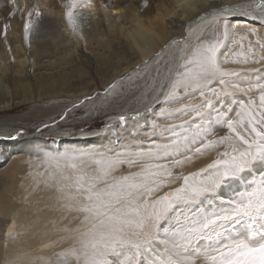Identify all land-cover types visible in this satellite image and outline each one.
Returning a JSON list of instances; mask_svg holds the SVG:
<instances>
[{
  "label": "snow or ice",
  "instance_id": "6c2138e0",
  "mask_svg": "<svg viewBox=\"0 0 264 264\" xmlns=\"http://www.w3.org/2000/svg\"><path fill=\"white\" fill-rule=\"evenodd\" d=\"M9 2L20 9L17 0ZM63 7L67 25L76 33L86 20L83 10L94 4L64 0ZM257 11L260 16L254 14ZM235 14L264 22V0L220 9L210 21L215 29L211 38L201 29L190 43V29L175 42L183 47L176 48L165 73L157 69L161 78L153 87L155 99L167 105L158 115L179 121L163 128L152 122V132L165 142L154 139L145 148L142 141H134L135 151L133 144H124L119 151L43 153L51 169L43 182L59 194L61 208L75 211L79 220L77 227L60 230L69 233L74 244L56 254L58 264H264V82L237 83L232 77L238 73L223 64L238 61L219 59L230 35L229 17ZM26 15L27 39L44 14L32 5ZM251 34L256 35L255 30ZM256 44L264 48L259 39ZM116 87L109 85L106 92ZM237 92L247 100H232ZM193 96L199 103L183 102ZM147 113L121 115L118 121L126 124ZM214 125L226 128V134L216 136ZM213 150L216 158L205 168L174 172ZM138 165L142 166L137 172L115 175L125 166ZM177 181L179 186L163 191ZM226 189L232 190L231 196H224Z\"/></svg>",
  "mask_w": 264,
  "mask_h": 264
},
{
  "label": "bare ground",
  "instance_id": "6f19581e",
  "mask_svg": "<svg viewBox=\"0 0 264 264\" xmlns=\"http://www.w3.org/2000/svg\"><path fill=\"white\" fill-rule=\"evenodd\" d=\"M41 1L17 0L20 6L18 9L12 7L9 0H0V20L3 21L6 16L9 18L11 16L9 13L15 12L14 14L24 25L29 8ZM51 1L56 5L53 13L66 24V31L59 35L66 41L62 46L66 51L65 55L69 60L77 62L76 64L85 65V68L81 67L84 76L77 80L70 79L71 82L53 85L48 90L42 88L34 90L31 83L36 77L35 70L43 68V56L33 45H29V35L26 39L25 32L15 35L18 46L12 52L0 53V84L3 88L0 94V110H10L32 102L35 104V109L41 110L47 117L46 121L34 124L32 131L28 128L30 126L18 117L11 118L17 121L14 123L11 120L13 122L11 127L0 125V147H5V153L12 159L9 168L2 171L8 174L11 186L7 189V194L0 193V264H58L56 254L74 244L71 235L60 230L65 227H77L79 225V220L75 219L77 213L61 208L58 201L59 194L43 182L46 172L50 169L44 167L45 160H38L35 157L34 151L36 148L42 151L51 146L54 147L53 152H56L54 151L57 149L56 141L53 140L51 145L41 134V130L46 129L45 125L52 126L51 131L59 128L56 121H53L56 119L53 115L60 113L63 117V119L60 117L61 121L66 122L69 114L81 109L87 111L89 119L98 114L112 116L114 110L128 118L137 112L146 113L148 109H152L150 112L153 113L152 117H147L146 114L140 118H144L147 122L149 134L156 135H153L154 139L161 143L165 142L158 139V132H152V122L155 121L163 128L169 123L179 121L158 115L161 107L167 105L156 102L152 87L153 82L155 85V81H159L161 77L157 80L153 77V72L156 73L159 69L161 74L165 73V65L172 60L176 48L183 47V44L177 45L175 42L182 40L190 29L192 30L190 43L201 29H204L205 38H211L215 32L210 23L213 15L225 7L251 3V0L247 3L240 0H169L171 5L166 6L167 0H159L156 4L154 0H93L94 8L83 11L85 17L93 22L95 34L105 37V39L97 37V40L110 43L116 41L113 37H120L118 60L111 64L106 61L109 63L107 64L104 60L108 59H102L95 52H88L87 48L90 44L88 38L82 39L80 35V40H77L75 33L69 31L70 27L64 16V0ZM254 14L261 15L259 11ZM230 17L234 18L230 21L229 37L235 36V27L239 26L240 29L247 26L252 27L249 31L255 30V36L259 35L260 40L264 41V22L260 19L254 20L250 16L240 14ZM170 43L172 47L168 46ZM145 61L149 63L145 65ZM112 84L117 85L115 91L106 92ZM123 87L125 89L122 91ZM118 90L123 93L128 92L130 95L137 92L141 94L140 100L138 99L136 104L132 102L130 106L128 104L131 101L127 103L119 98L124 94L114 97ZM193 97L183 102L197 103L199 99ZM231 99L233 100L232 97ZM173 105L171 107L180 106ZM140 118L127 119L128 127L119 128L118 136L121 138L117 143L116 135L112 131L115 125H112L113 127L109 129L81 132L78 136L72 137V141L65 142L64 148L86 145L90 149L93 148L92 150L110 148L116 151L121 145L133 144L132 150L135 151L137 148L133 142L141 141L140 135L143 131ZM213 127L218 129L216 136H219L220 126ZM132 132L138 133L136 138L132 136ZM64 134L67 138V132L62 133L63 136ZM13 136L15 139L10 138ZM115 146L117 148H113ZM149 146L143 145L145 148ZM27 149L29 151H26ZM141 166L132 168L125 166L115 175L137 172ZM88 170L91 171V168ZM194 170L195 166L191 164L186 168L187 172ZM41 173L45 175L42 176ZM172 187H176L175 184L163 191H170ZM223 194L225 197L228 196L227 189Z\"/></svg>",
  "mask_w": 264,
  "mask_h": 264
},
{
  "label": "rangeland",
  "instance_id": "374dc122",
  "mask_svg": "<svg viewBox=\"0 0 264 264\" xmlns=\"http://www.w3.org/2000/svg\"><path fill=\"white\" fill-rule=\"evenodd\" d=\"M240 1H245L246 3L249 2V0H240ZM154 3L155 4L159 3V0H154ZM165 4L166 6H170L171 2L167 0ZM37 6L44 15L43 18L40 20L39 28L29 33V40H30L29 45L30 44L33 45V47L35 49H38L40 51V54H42L43 68L35 70L34 74L36 76L35 77L36 81L34 80L31 83V86L32 85L34 86L33 87L34 90H38L39 88H42L43 90H48L51 89L53 85L56 86L57 84H61L63 82H71L72 79L77 80L79 77L84 76L83 69H81V67L85 68V65L83 63L76 64L77 62L75 61L73 62L69 60L65 55L66 51L63 50L62 46L66 41L62 40V37L59 35L66 31L65 30L66 24L59 18V16L53 13V10L55 9L56 5L52 3L51 0H42L40 3H37ZM232 18L234 17H230L229 23ZM5 25H7V29H5L4 27ZM92 25L93 22L91 21V19L86 18L83 24H81L80 27L78 28L77 30L78 34L77 33L74 34L77 37V40H80L81 36L82 39L88 38L90 43L87 48L88 52H95L96 54H99L102 59L105 58L108 59V60H104L105 62L108 61L111 64V62H115L116 60H118L117 53L120 50L119 47L120 37L119 36H117L116 38L113 37V39H116V41L114 42L102 43V41L97 40V37H100L102 39H105V37L104 36L101 37L102 35L97 36L95 34ZM251 28L247 26L240 29L239 26L238 28L235 27L234 30L235 36H231L225 41L224 47L221 48V55H220V60L222 62L225 60V58H227L229 61L232 60L238 61L236 63H232V62L224 63L223 67L238 73V75L232 77V79L244 86L249 84H255L258 81L264 82V59H262V57H264V48H260L256 44L257 39L260 40L261 38H259V35L257 36L252 35L251 34L252 31H249ZM69 31H72L71 28H69ZM23 32H24V25L21 24L16 14H12L11 16H9V18L6 16L4 20L0 22V53L12 52L14 48L18 46V43L16 44L17 39L15 35ZM260 42L263 43L264 41L260 40ZM241 44H243V48H241L240 46ZM250 46L252 48V52L248 51V48ZM241 52H243V55H239V53ZM234 53L237 55H233ZM244 59H247L248 63H243ZM254 60H260V63H255ZM108 62L106 63L109 64ZM107 69H109V67H107ZM153 74H154L153 77L159 80L160 76L157 75V72L156 73L153 72ZM157 82L155 81V85L157 84ZM153 87H154V82H153ZM216 87L219 88L220 86L216 85ZM124 89L125 88L123 87L122 91ZM2 91L3 88L2 85L0 84V94L2 93ZM122 91L118 90V92L114 94V97L117 98L116 96L121 95V93L124 94L119 98L125 100V102L127 103L131 101L130 104H128L130 106L132 105L131 104L132 102L133 104H136L138 99L140 100L141 94L139 93L137 94V92L136 93L134 92L135 94L133 93V95H130L128 94V92L123 93ZM250 95L255 96L258 102V94L253 93ZM135 98H137L136 101ZM232 98L235 102H239L241 99H244L245 101L247 100V97L239 92L235 93ZM197 103H199V101ZM34 105L35 104L31 102L11 108L10 110H0V122H2L0 123V125L2 127H11V124L13 122L14 123L17 122L15 120H12L11 118L18 117V119H20L22 122L28 124L30 126L28 127L29 130L32 131V129H34L33 128L34 124L37 125L41 122H44L46 121L47 118L44 116V113L41 110L39 111L38 109H35ZM152 115L153 113L152 114L147 113L146 116L152 117ZM53 116L56 118L53 121H56V124L59 126V128H57V130L51 131L52 126H48L46 127V129L41 130V134L42 137L46 138L49 141V144L51 145L53 140L56 141L55 144L57 149L54 150L56 152L58 151L62 152L65 149L92 150L93 148L90 149L89 146L86 145L76 146L75 148H71V147L64 148V143L68 141H72V137L78 136L81 132L92 131V129H103L105 128V125L108 124L115 125V128H113L112 131L114 135H116V139H117L116 143H117L121 138L120 136H118L120 135L119 128L126 129V127H128L126 124L119 123L118 117L121 116V114L118 113L117 110L113 111L112 116L106 114H98L94 118L89 119L87 115V111L85 109H81L80 111H75L69 114L68 118H66V122L61 121L60 119L61 116L60 113L58 112L55 113ZM140 119H142V126H143L142 127L143 131L140 135V140L143 142V145H150L151 141L154 140V136L156 135L149 134V128L147 122L144 120V118H140ZM166 123H168V120H166ZM220 127H219V132L221 133L219 134V136L225 135L227 131L226 128L222 126ZM63 132L65 133L67 132L68 135L67 138H65L66 137L65 134L64 136L62 135ZM132 136L136 138L137 135L134 136L132 132ZM117 146L113 148H117ZM52 148L54 147L48 146L46 147L45 150L42 151L39 150L40 148L34 149L35 157L38 160H45L43 153L45 151H53ZM119 150L120 148H117L116 151ZM26 151H29V149H27ZM215 158H216V152L214 150L208 151L203 155L196 156L191 163H187L181 168L174 169V172L182 173V174L189 173L186 171V168H188L189 164H191L193 167L195 166L194 171H198L201 168H205ZM159 162L165 163L166 161H159ZM11 163H12V159L8 158V154L5 153V147L1 146L0 147V193L2 194H7L8 193L7 189L9 188V186H11V182L9 181L10 178L8 177V174L2 172L3 170L9 168ZM44 167H48L47 163L46 166ZM68 173L70 172H66L65 174ZM179 183L180 182L177 181L175 183V186L176 187L179 186ZM234 187H239V185H236ZM227 191H228V196H231L232 190L227 189Z\"/></svg>",
  "mask_w": 264,
  "mask_h": 264
}]
</instances>
